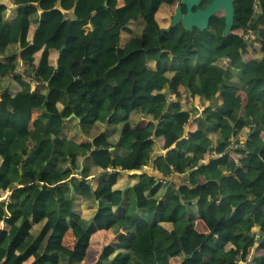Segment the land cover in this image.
Listing matches in <instances>:
<instances>
[{
	"label": "trees",
	"instance_id": "1",
	"mask_svg": "<svg viewBox=\"0 0 264 264\" xmlns=\"http://www.w3.org/2000/svg\"><path fill=\"white\" fill-rule=\"evenodd\" d=\"M117 1L14 0L13 18L0 5V198L11 190L0 201L6 210L0 264H87L91 237L109 216L117 218L112 233H132V245L105 247L95 264H169L172 258L181 264H248L250 249L259 244L264 250V0L255 15L253 0H233L229 35L222 12L207 31H188L182 23L167 30L158 13L181 0H123L120 7ZM59 3L73 16L36 44L43 46L38 62L23 57L27 79L19 64L31 46V26L55 20ZM159 16L165 17L164 10ZM122 32L130 35L124 45ZM250 33L256 36L249 42ZM150 41L157 47L147 49ZM245 47L252 62L241 67ZM171 85L185 87L187 98L175 95L172 102ZM196 100L209 102L201 116L189 109ZM35 110L40 115L33 121ZM5 113L15 130L1 125ZM190 122L196 130L184 149L178 144ZM44 135L51 136L46 147ZM232 138L246 146L241 164L226 154L216 157ZM206 155L214 157L202 164ZM107 156L114 174H100ZM150 166L160 176L142 172L131 176L130 189L116 188L121 172ZM185 173L181 185L172 180ZM97 176L101 196L90 184ZM49 194L56 201L52 210ZM78 200L97 208L91 219L76 210ZM130 214L135 226L126 220ZM196 220L205 223L209 238L198 231L189 236ZM210 248L214 255L206 254ZM255 263L264 264V256Z\"/></svg>",
	"mask_w": 264,
	"mask_h": 264
},
{
	"label": "crops",
	"instance_id": "2",
	"mask_svg": "<svg viewBox=\"0 0 264 264\" xmlns=\"http://www.w3.org/2000/svg\"><path fill=\"white\" fill-rule=\"evenodd\" d=\"M0 5H6L8 7V13H9V17L13 18L16 13H17V6L14 4V0H0ZM123 5V0H119L115 3V6L120 7ZM179 4H176L174 6H167L164 5L161 8V12L158 13V18H159V23L162 26V28L169 30V28L172 26L173 22V18L177 15V10H178ZM173 9V10H172ZM165 13V17H160L159 14ZM56 18L55 20H53L50 23H47L46 26H42L41 24H33L31 26L29 35H30V41H31V46L30 48L25 51L22 56L20 57V64H19V72L22 73L25 78H27L28 76L25 75V64L23 62V57L25 56H32L36 58V61L38 62L40 59V56L42 54L43 51V46L42 44L40 46H36V44L38 43H42L45 38L52 34L53 31L60 25V23H62L65 18H70L73 16L74 10L71 11H64L61 8L60 3L57 5L56 7ZM251 22V21H250ZM86 31L91 30V26H87ZM44 31V33H43ZM240 35L243 34V32H239ZM256 34H252V35H248L246 37L247 41H251L255 38ZM112 38H110L111 41L115 42L117 40V36L115 37L114 35H111ZM118 38L121 40V44H126L129 40H130V35L126 32H122L120 34H118ZM261 40L264 41V29L261 33ZM157 47V44L154 43L153 41H150L147 44V49H153ZM59 54L57 53L56 55H54V60H57ZM252 62V54L250 52V49L245 47L241 53V55L239 56V59L237 61V65L238 66H245L248 63ZM3 64L0 63V70H2L3 68ZM256 72L259 73H263V71L259 68V69H255ZM28 79V78H27ZM36 83L33 81L32 82V87H36ZM169 93H170V97L171 100H174L173 95H177L178 97H183L184 95H186V89L185 87L181 86V85H171L169 87ZM181 95V96H180ZM1 96V93H0ZM241 96H242V101L243 103H245L246 101V95L244 93L241 92ZM196 100L193 104H191L189 109H195L198 111V107H202L203 110L205 107L208 106L209 102L204 101V104L202 102V105L199 106L197 104ZM202 101V100H201ZM206 102V103H205ZM197 104V105H196ZM45 106V105H44ZM52 106H48V109H51ZM202 110V111H203ZM198 114V112H197ZM196 114V115H197ZM40 115V112L35 110L33 112V121L37 118V116ZM195 118V117H194ZM147 123V122H146ZM1 125L5 128L8 129H12L15 130L16 129V124L8 121L6 118V113L4 114V116L1 119ZM33 126L30 127V130H33ZM196 130L195 125H193V123L190 124L186 127L185 130V134L183 137V141L184 142H180L178 145L181 148L186 149L188 147V142H190L189 136L192 135V132ZM158 144L159 147L161 148L160 150V154H164L165 152L162 150V144L163 141L162 140H158ZM187 141V142H186ZM51 142V136L50 135H44L43 137V145L46 147L50 144ZM186 142V143H185ZM112 150V149H111ZM31 153L30 150H28L25 154H22L23 158L28 156ZM229 155V154H228ZM155 156V155H154ZM231 157V159L234 162H238L239 164H241V158H242V154L240 153H235L232 155H229ZM218 157V156H216ZM192 159V154H187L185 161H190ZM212 158H210V156L206 155L205 160H203L201 163L202 164H208L209 161ZM1 163V162H0ZM201 165V164H200ZM189 170H187L188 172ZM115 172H117V170L113 169L112 165H111V156H107L101 163V173H108V174H114ZM142 172H148L152 175H158L157 172H154V167L150 166V167H145L142 171L139 172H129V171H123L120 173L119 177L117 178V184H116V188L126 191L128 189L131 188V182H134L135 179H133L131 176L135 175V174H142ZM72 175H74V173L68 174L66 176L63 177L64 180L69 179ZM187 179V173L183 174V175H175L174 177H172V180L181 185L183 182H186ZM138 181V180H136ZM203 181V179H202ZM101 178L100 176H97L95 178L90 179V184L91 186L94 185V188L98 189V195L101 196V191H100V186H101ZM14 186H18L16 183L14 184ZM11 194V190H8L7 192H5V195L3 197L0 198V201H4L6 200V198H8ZM100 202V200L97 201V204ZM48 206L49 209L52 210L56 207V201L55 198L52 194L48 195ZM84 218L87 219H91L95 213L97 208H90L86 205H83L80 203V200L77 201V209H76ZM6 219V210L4 209V207H0V231H3L5 229V221ZM117 218L115 216H109V217H102L101 218V228L92 235L91 237V241H90V246L88 249V253L85 259V262L87 264H95L98 260V258L100 257V254L102 253L103 249L109 245L114 246L116 249H122V248H129L132 245V241H133V234L128 232V231H122V233L120 235H114L112 233L111 230V226L116 222ZM126 220L128 221V223L131 226H135L136 221L135 218L132 214L128 215L126 217ZM194 231H198L200 233H206L207 238L210 237L211 233L208 230L207 226L205 225V223L202 220H196L195 222L192 223L191 229L189 231V236H191L193 234ZM260 231V228H255L254 232L258 233ZM221 241H223L224 243L227 242L223 237H218ZM65 243L70 246L71 248L74 246V240L71 237L70 233H67L66 238H65ZM228 249H230V245H228ZM207 255H214L215 251L213 249H207L206 251ZM264 256V250H262L259 247V244H257L255 247H253L252 249H250L249 251V258H248V264H256V258H261ZM182 263V259L180 258H172L169 260V264H181ZM220 264H227L225 261H222Z\"/></svg>",
	"mask_w": 264,
	"mask_h": 264
},
{
	"label": "water",
	"instance_id": "3",
	"mask_svg": "<svg viewBox=\"0 0 264 264\" xmlns=\"http://www.w3.org/2000/svg\"><path fill=\"white\" fill-rule=\"evenodd\" d=\"M205 0H181L177 15L173 18L171 29L178 23H182L188 30L199 29L207 31L210 27L211 20L217 16L218 13L223 12L225 18V35L232 32L235 19V6L233 0H212L206 8H198ZM107 6L108 3L106 2ZM182 6H186L187 12L183 14ZM198 8L197 10H194ZM113 149V148H111Z\"/></svg>",
	"mask_w": 264,
	"mask_h": 264
},
{
	"label": "built area",
	"instance_id": "4",
	"mask_svg": "<svg viewBox=\"0 0 264 264\" xmlns=\"http://www.w3.org/2000/svg\"><path fill=\"white\" fill-rule=\"evenodd\" d=\"M258 10H259V0H253V6H252L253 15L257 14L258 13ZM186 96L187 95H184L183 97L186 98ZM176 99H174V100H171L170 99V100L172 102H174ZM197 109H198V114L196 116H201V112H202L203 108L202 107H198ZM245 149H246V146H245L244 142L238 143L234 138H232L231 141H230V143L227 146L226 153L220 154V155H216V156L222 157L225 154L226 155H228V154L229 155H232V154H235V153H241V151H243ZM213 157L214 156H211L210 155V158H213Z\"/></svg>",
	"mask_w": 264,
	"mask_h": 264
},
{
	"label": "rangeland",
	"instance_id": "5",
	"mask_svg": "<svg viewBox=\"0 0 264 264\" xmlns=\"http://www.w3.org/2000/svg\"><path fill=\"white\" fill-rule=\"evenodd\" d=\"M173 10V9H172ZM224 13L222 12L221 13V15H223ZM253 33H250L249 35H252ZM247 37V36H246ZM177 64H179L180 66H182V64H181V62L179 61V60H177ZM222 65H226V62H224ZM186 93H187V91H186ZM187 95V94H186ZM181 96V95H180ZM173 98L174 99H176V98H178L177 96H175V95H173ZM184 98V97H183ZM186 98H187V96H186ZM170 99H171V97H170ZM202 102H203V104H204V101H201V100H198L197 101V104L199 105V106H201L202 105ZM206 103V102H205ZM196 104V105H197ZM205 105V104H204Z\"/></svg>",
	"mask_w": 264,
	"mask_h": 264
}]
</instances>
